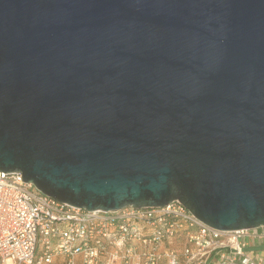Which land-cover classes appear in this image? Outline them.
Here are the masks:
<instances>
[{
  "label": "water",
  "instance_id": "obj_1",
  "mask_svg": "<svg viewBox=\"0 0 264 264\" xmlns=\"http://www.w3.org/2000/svg\"><path fill=\"white\" fill-rule=\"evenodd\" d=\"M0 171L264 227V0H0Z\"/></svg>",
  "mask_w": 264,
  "mask_h": 264
},
{
  "label": "built area",
  "instance_id": "obj_2",
  "mask_svg": "<svg viewBox=\"0 0 264 264\" xmlns=\"http://www.w3.org/2000/svg\"><path fill=\"white\" fill-rule=\"evenodd\" d=\"M22 180L0 171V264H264V227L216 230L177 201L88 211Z\"/></svg>",
  "mask_w": 264,
  "mask_h": 264
},
{
  "label": "rangeland",
  "instance_id": "obj_3",
  "mask_svg": "<svg viewBox=\"0 0 264 264\" xmlns=\"http://www.w3.org/2000/svg\"><path fill=\"white\" fill-rule=\"evenodd\" d=\"M262 249H264V247H253V248H249L248 250L258 251V250H262Z\"/></svg>",
  "mask_w": 264,
  "mask_h": 264
},
{
  "label": "crops",
  "instance_id": "obj_4",
  "mask_svg": "<svg viewBox=\"0 0 264 264\" xmlns=\"http://www.w3.org/2000/svg\"><path fill=\"white\" fill-rule=\"evenodd\" d=\"M40 250H41V249L39 248V252H40ZM58 261H59V262H62V261H63V259H62V258H61V259H58Z\"/></svg>",
  "mask_w": 264,
  "mask_h": 264
}]
</instances>
